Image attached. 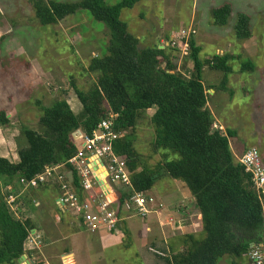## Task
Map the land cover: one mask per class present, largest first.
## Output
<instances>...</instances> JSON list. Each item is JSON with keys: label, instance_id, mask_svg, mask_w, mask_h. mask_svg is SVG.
<instances>
[{"label": "trees", "instance_id": "1", "mask_svg": "<svg viewBox=\"0 0 264 264\" xmlns=\"http://www.w3.org/2000/svg\"><path fill=\"white\" fill-rule=\"evenodd\" d=\"M140 1L108 4L106 0H31L40 24H57L83 9L104 23L109 39L104 53L93 57L88 68L98 74L94 86L88 91L74 86L82 110L78 112L70 98L41 105L39 123L45 131L40 133L23 125L18 141L19 160L0 155V264H14L28 252L24 243L35 227L30 218L23 220L18 216L23 211L21 207L11 209L4 189L15 193L14 179L29 180L49 166L66 162L77 151L73 133L80 128L92 133L109 112L117 114L115 130L122 135L115 140L114 150L127 159L134 189L149 193L162 178H172L184 182L195 198L205 237L185 235L186 247L172 256V264H219L226 255L236 262L246 257L252 245L264 241V200L252 175L235 158L231 138L236 136V130L212 129L215 116L208 107L209 90L217 87L207 88L203 79L207 65L222 70L218 90L233 95L228 82L234 56L217 53L211 59H201V46L191 38L189 56L194 72H181L170 55L174 48L140 47L139 38L121 19L124 8H133ZM232 10L229 3L213 8L215 24H228ZM233 29L239 39L250 38V16L238 13ZM162 60L166 65H162ZM254 68L253 61L243 60V72ZM151 108L155 109L151 116L155 149L178 153V159H169L167 153L163 162L152 164L135 148V128ZM9 123L7 112L0 111V127ZM73 176L78 185L76 171ZM118 192L121 202L132 194L122 188Z\"/></svg>", "mask_w": 264, "mask_h": 264}, {"label": "rangeland", "instance_id": "2", "mask_svg": "<svg viewBox=\"0 0 264 264\" xmlns=\"http://www.w3.org/2000/svg\"><path fill=\"white\" fill-rule=\"evenodd\" d=\"M118 1L106 0L108 4ZM226 1L233 4L234 11L232 10L228 24L217 25L211 11ZM240 12H245L251 19L252 36L247 39L236 37L233 29ZM121 19L127 22L129 31L139 38L140 47L164 45L173 48L166 45L167 42L173 39L180 41V30L187 29L193 22L197 29L194 38L196 44L201 46V59H211L219 52L233 55L234 59L230 61L233 72L229 74L228 84L234 92L233 95L218 90L224 74L222 70L207 65L203 72L207 88L217 87L209 90L208 107L213 110L215 116L212 129L236 130V136L231 138L236 159L248 148L256 147L264 162V0H141L133 8H124ZM108 39V29L104 23L94 19L87 10L81 9L57 24L42 25L35 17L31 0H0V111L6 110L12 114L10 123L4 128L0 127V131L4 135L8 134V141L12 143L14 151L8 148L7 141L0 143L8 148L12 160L14 155L15 160L18 158V141H21L20 129L23 125L30 126L40 133L45 131L39 123L41 105H49L55 99L70 98L75 109L78 112L82 110L74 86L82 91H88L94 86L98 74L88 68L93 57L104 53ZM174 49L170 54L174 63L181 72L192 74L193 60L188 54L181 55L178 48ZM246 59L253 61L255 68L243 72L241 65ZM163 60L164 66L166 64ZM28 71L30 78L27 77ZM18 90L20 103L16 102L19 100ZM28 94L30 98L27 99ZM154 112L155 109L151 108L139 119L135 128V148L152 164L163 162L167 153L169 159H178V153L155 149V128L151 120ZM2 132L0 138L4 137ZM13 185L19 191L24 190L19 196L20 201L17 202L18 206L27 210L25 213L23 209L22 213L18 214L24 220L29 211V202L38 192L26 187L21 180L14 179ZM185 186L189 190L187 185ZM173 187L174 180L162 178L151 191L157 195H165L166 191ZM4 193L8 194V191L4 189ZM116 196H111V199ZM49 205L52 207H38L41 208L37 211L39 219L33 217V223L37 226H40L41 222L43 226L47 224L44 228L50 231L49 238L52 236V239L63 243L60 247L55 244L53 253L57 254L65 246L70 247L68 239L63 240L62 235L72 231L76 217L71 212H63L62 219L58 221L55 205ZM42 213H49V217L47 215L45 219ZM135 220L144 231V219L137 217ZM42 227L41 231L39 230L44 236L42 246L27 253L41 254V248L46 241ZM101 232L107 230H101L99 233ZM85 233L91 236L90 231ZM196 236L202 239L205 233L201 231ZM111 238L114 243L104 250L105 261L95 264H144L139 255L141 247L134 239V243L125 246V237ZM107 239L105 236L102 241ZM146 245L144 240L143 247ZM97 249L95 246L92 250L95 252ZM47 252L49 254L48 250ZM238 261L252 264L248 255ZM238 261L235 262L233 257L226 255L219 264H235ZM81 263L89 264V260L83 259Z\"/></svg>", "mask_w": 264, "mask_h": 264}, {"label": "built area", "instance_id": "3", "mask_svg": "<svg viewBox=\"0 0 264 264\" xmlns=\"http://www.w3.org/2000/svg\"><path fill=\"white\" fill-rule=\"evenodd\" d=\"M180 33L182 37L180 41L173 39L166 45L178 48L183 56L189 55L190 40L195 37L197 29L192 22L187 29H181ZM116 117L117 114L109 112V115L101 119L92 133H86L81 128L75 131L73 139L77 144V151L66 162L49 166L29 180L20 179L26 187L34 188L56 183L60 190L58 203L62 210L71 212L91 232L118 230L124 212H132L144 218L156 211L155 196L134 189L127 159L114 150L115 140L122 135L115 130ZM237 159L252 175L254 186L264 200V162L259 150L251 147ZM73 171L77 173L78 185L75 183ZM101 179L107 181L106 188L99 184ZM120 188L124 191H132L130 197L124 202L119 199L118 189ZM6 195L7 203L12 210L16 211L19 207L17 195L15 193ZM111 195L117 196L111 199ZM42 243L43 234L38 230L30 229L24 248L30 251L40 248ZM247 255L252 264H264V241L252 245Z\"/></svg>", "mask_w": 264, "mask_h": 264}, {"label": "crops", "instance_id": "4", "mask_svg": "<svg viewBox=\"0 0 264 264\" xmlns=\"http://www.w3.org/2000/svg\"><path fill=\"white\" fill-rule=\"evenodd\" d=\"M225 3L231 4L233 9L234 6L230 1H226ZM221 5L223 4H220L219 6ZM219 54H223V52H219ZM27 73V77L30 78V72L28 71ZM27 82L30 83L29 81ZM26 98H30V95L28 94ZM17 99L19 100L16 102L20 103L21 98L19 90L17 92ZM211 111L213 113L212 109ZM9 112H7V116L11 119L12 114ZM1 132L2 131H0V133ZM8 138V134H6L4 137L2 136V138H0V141H7L9 144L8 148H10L13 152L12 143L8 141ZM8 148L0 143V155L8 157L12 160V155L10 154ZM14 157V161L19 160L17 157L15 160ZM169 179L171 181L174 180V187L170 191H166L167 193L165 195L158 194V196L157 193L152 191L149 192L157 199V204L154 206V209L156 210L155 212L150 213L144 218L135 214H128L124 212L122 214L123 219L118 226V230L101 233L90 231L91 236L86 235L85 232H88L89 230L77 219H75V225L71 228L72 231L68 234L62 235L63 240L68 239L70 247L65 246V248L57 254L53 253L55 244L56 247H60L63 243L58 239H52V236L49 238L50 231L46 230L47 228H44L47 224L43 226V222H41L40 226L35 225L32 229L38 231H41L40 228L43 226V233L46 237L44 247H42L43 249L41 248V254L36 255L25 252L14 264H82L81 261L83 259H88L89 264H95L96 262L101 263L106 259L104 250L109 248L110 244L114 243L111 236H116L117 238L125 237V246L134 242L138 243L141 247L139 255L141 256L144 264H172V256L184 250L186 247L184 236L187 234L197 235L202 231L203 226L202 216L199 209L196 207L195 198L186 188L185 183L176 179ZM40 187V189H38L39 187H28L33 189V191L37 190L38 195H36V197L29 202L27 218H30L32 222H34V218L39 219L37 217V211L41 210V208L38 209L39 206L45 205L50 208L52 206L49 204H54L56 213L54 214L59 221L62 219L64 211L58 203L60 196L58 185L56 183H48L46 185H41ZM23 192L24 190L19 191L16 189L15 194L17 195V202L20 201L19 196L23 194ZM161 204L162 206H160ZM21 209H24L25 211V207H22ZM47 215L49 217V213H42V217L44 216L45 219H47ZM137 217L144 219V231L135 220ZM105 236L108 239L106 241H102V238ZM144 240L147 242L145 248L143 247ZM95 246L98 247V249L94 252L92 249ZM47 250L49 251V254ZM69 251L71 254L66 255L65 253ZM243 263L245 262H238L235 264Z\"/></svg>", "mask_w": 264, "mask_h": 264}, {"label": "water", "instance_id": "5", "mask_svg": "<svg viewBox=\"0 0 264 264\" xmlns=\"http://www.w3.org/2000/svg\"><path fill=\"white\" fill-rule=\"evenodd\" d=\"M99 184L100 185H102L103 187H107V181L105 180V179H101V180H99ZM66 255H70L71 254V252L69 251V252H67V253H65Z\"/></svg>", "mask_w": 264, "mask_h": 264}, {"label": "bare ground", "instance_id": "6", "mask_svg": "<svg viewBox=\"0 0 264 264\" xmlns=\"http://www.w3.org/2000/svg\"><path fill=\"white\" fill-rule=\"evenodd\" d=\"M111 196H113V195H111Z\"/></svg>", "mask_w": 264, "mask_h": 264}, {"label": "clouds", "instance_id": "7", "mask_svg": "<svg viewBox=\"0 0 264 264\" xmlns=\"http://www.w3.org/2000/svg\"><path fill=\"white\" fill-rule=\"evenodd\" d=\"M161 47V46H160Z\"/></svg>", "mask_w": 264, "mask_h": 264}]
</instances>
